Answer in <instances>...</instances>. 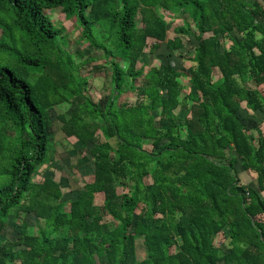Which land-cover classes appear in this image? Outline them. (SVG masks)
Here are the masks:
<instances>
[{
  "label": "trees",
  "instance_id": "1",
  "mask_svg": "<svg viewBox=\"0 0 264 264\" xmlns=\"http://www.w3.org/2000/svg\"><path fill=\"white\" fill-rule=\"evenodd\" d=\"M53 8L104 55L101 99ZM163 10L181 19L174 35ZM8 25L39 75L0 65V264H264V0H0L2 51ZM191 34L194 55L177 53ZM78 97L57 119L94 172L64 199L55 168L33 178L52 158L49 108Z\"/></svg>",
  "mask_w": 264,
  "mask_h": 264
},
{
  "label": "rangeland",
  "instance_id": "2",
  "mask_svg": "<svg viewBox=\"0 0 264 264\" xmlns=\"http://www.w3.org/2000/svg\"><path fill=\"white\" fill-rule=\"evenodd\" d=\"M46 13L51 17L54 24L61 27L65 31V35L69 41L66 49L73 55V60L78 64L79 69H82L83 73H85L87 76H90L91 74L90 85L93 86V89L90 91V93L92 97L95 100L101 99V97L106 94L107 86L109 85L107 79L103 77V72L109 69V65H107V63L105 62L104 55L102 54V52L97 51L93 46H91L86 42V40L81 37L82 29L77 23L75 16L67 17L65 12L61 8L48 9L46 10ZM162 13L169 23V27H171L169 30L170 35H174L175 32L173 30V27L181 24V19L173 18V15H171L167 10H163ZM5 20L9 24H12V18L10 16H5ZM137 20L140 21V16L137 18ZM7 27V33L2 39L4 40V42L10 45L13 43L15 45L14 48L7 51L0 50V65L8 66L9 68L13 69L19 76L33 83L36 81L39 75V71L31 67L30 65L20 62L18 59V52L22 54H32L35 49L28 43L23 31L15 28L12 25H8ZM3 32L4 31L2 27H0V35H3ZM184 41L185 47L177 50L176 52L182 53L184 56H193L194 49L192 48L191 43H193V45L194 43H196L195 37L192 34L189 36L187 35L184 37ZM163 50L166 49H161L159 52L161 59L164 57V55H166ZM164 60H166V56L164 57ZM178 60L179 66L183 67L184 69H187V67L194 64V62L192 61L186 60L184 62V60H181V58H179ZM141 61L143 63H146L148 61L147 52L144 53ZM156 62L158 63V60ZM93 75H96V77H93ZM188 79L189 78L187 76H183L180 79L185 88L184 92L186 93L190 90ZM81 101V97L73 98L69 102H64L56 105L55 107L49 108L48 113L50 117V126L54 136L51 146L52 158L50 164H45L39 167L37 173L33 178L35 181H41L43 179V172L46 168H55V178L60 182L61 186L66 192L64 199L75 198L77 195V190L90 179L89 176L94 172V164L92 160L89 162L80 161L79 167L76 166L77 158H80V155L76 154V151L72 149L73 145L71 143H74L72 141L73 138L65 139L66 134L61 130L60 121L57 119V113L63 112L67 116H69L72 110L78 107ZM184 111L185 110H183V112ZM261 116H264V114L262 113ZM256 121L257 123H259L260 118L256 119ZM247 122L248 125H253V122L250 118H248ZM254 133L257 134L256 131H254ZM92 145L93 144L89 146L92 147ZM77 148H80V143L76 144V149ZM3 162H8V159L4 160ZM237 165L240 169V164L238 163ZM47 173L53 175L52 171H47ZM241 175L242 179H244V181H246L247 183L252 181V178L246 172H242ZM66 208H69V205H66ZM20 215L21 218H26L27 220H29L31 224H35V216L33 214H25L22 212ZM13 223H15V221L13 219H10V227H8L7 229V236L15 238L17 236V232L14 230ZM36 230L37 229L34 228L35 232ZM3 238L4 237H2V239ZM217 242L219 243V245L221 244V247H223L225 243L224 237L220 236ZM138 248L140 252L144 250L143 245L140 243ZM141 256L142 255H140V257Z\"/></svg>",
  "mask_w": 264,
  "mask_h": 264
}]
</instances>
